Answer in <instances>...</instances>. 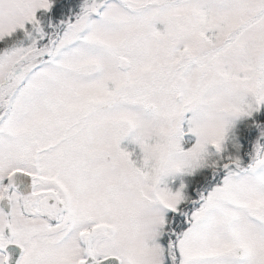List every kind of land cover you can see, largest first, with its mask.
Instances as JSON below:
<instances>
[{
    "label": "snow or ice",
    "instance_id": "obj_1",
    "mask_svg": "<svg viewBox=\"0 0 264 264\" xmlns=\"http://www.w3.org/2000/svg\"><path fill=\"white\" fill-rule=\"evenodd\" d=\"M63 12L0 0V264H264V0Z\"/></svg>",
    "mask_w": 264,
    "mask_h": 264
},
{
    "label": "rangeland",
    "instance_id": "obj_2",
    "mask_svg": "<svg viewBox=\"0 0 264 264\" xmlns=\"http://www.w3.org/2000/svg\"><path fill=\"white\" fill-rule=\"evenodd\" d=\"M261 109H264V106H261ZM260 109V110H261ZM258 113V112H257ZM257 113H255L254 115H256ZM251 118H247L245 120H241L237 122V131H241V130H247L248 131V135H249V140L254 139L256 133V130L253 128H249V122H250ZM242 145L245 147V149L250 150L251 149V143L248 142V140H245V143H243V139L241 140ZM245 159H247V157H245ZM203 172L208 171V170H202ZM200 175V173H197ZM210 178V176H209ZM190 194L195 197L196 196V191H195V187L189 189Z\"/></svg>",
    "mask_w": 264,
    "mask_h": 264
},
{
    "label": "trees",
    "instance_id": "obj_3",
    "mask_svg": "<svg viewBox=\"0 0 264 264\" xmlns=\"http://www.w3.org/2000/svg\"><path fill=\"white\" fill-rule=\"evenodd\" d=\"M61 2L64 5V12L57 19H66L68 17L74 16L75 12L78 10V4L80 3V0H61ZM255 116L264 118V109H261ZM243 143H245V140H243ZM197 175L199 176V174ZM194 187L195 186H193L192 188Z\"/></svg>",
    "mask_w": 264,
    "mask_h": 264
},
{
    "label": "water",
    "instance_id": "obj_4",
    "mask_svg": "<svg viewBox=\"0 0 264 264\" xmlns=\"http://www.w3.org/2000/svg\"><path fill=\"white\" fill-rule=\"evenodd\" d=\"M9 247H10V249H11V248H15L16 246L13 245V246H9ZM16 254H17V256H18V254H19V250H18V249H17V253H16Z\"/></svg>",
    "mask_w": 264,
    "mask_h": 264
}]
</instances>
